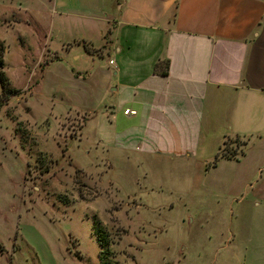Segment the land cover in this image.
Here are the masks:
<instances>
[{"label":"crops","instance_id":"0c3cea01","mask_svg":"<svg viewBox=\"0 0 264 264\" xmlns=\"http://www.w3.org/2000/svg\"><path fill=\"white\" fill-rule=\"evenodd\" d=\"M3 2L50 52L29 112L33 98L106 155L194 172L226 218V264H264V0ZM225 140L242 152L212 163Z\"/></svg>","mask_w":264,"mask_h":264},{"label":"rangeland","instance_id":"374dc122","mask_svg":"<svg viewBox=\"0 0 264 264\" xmlns=\"http://www.w3.org/2000/svg\"><path fill=\"white\" fill-rule=\"evenodd\" d=\"M11 8L0 3L2 70L18 90L5 99L0 87V254L15 264H226V218L194 191V172L106 155L88 133L76 139L80 118L43 120L33 98L29 112L50 52Z\"/></svg>","mask_w":264,"mask_h":264},{"label":"trees","instance_id":"16d2710c","mask_svg":"<svg viewBox=\"0 0 264 264\" xmlns=\"http://www.w3.org/2000/svg\"><path fill=\"white\" fill-rule=\"evenodd\" d=\"M4 48L3 45L0 43V87H1V93L4 94L5 99L12 93L18 92V90L13 89L8 86V79L3 73V61H2V54H3ZM164 67L159 71L161 74L165 75L166 74V69H167V60L164 62ZM242 150L239 148V141H231V140H225L217 153L215 154L212 163L215 162V160L220 157V156H227V157H235L236 155L240 154ZM99 245L103 246L102 240L97 238ZM100 264H105L103 260H100ZM117 264V263H116Z\"/></svg>","mask_w":264,"mask_h":264},{"label":"built area","instance_id":"2783aa9c","mask_svg":"<svg viewBox=\"0 0 264 264\" xmlns=\"http://www.w3.org/2000/svg\"><path fill=\"white\" fill-rule=\"evenodd\" d=\"M110 62H111V61H110ZM123 113H124V114H134V111L129 110V109H125V110L123 111Z\"/></svg>","mask_w":264,"mask_h":264}]
</instances>
